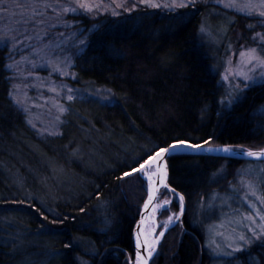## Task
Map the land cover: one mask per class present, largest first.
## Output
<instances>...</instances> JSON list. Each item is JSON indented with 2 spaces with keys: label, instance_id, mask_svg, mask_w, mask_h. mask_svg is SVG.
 Masks as SVG:
<instances>
[{
  "label": "trees",
  "instance_id": "16d2710c",
  "mask_svg": "<svg viewBox=\"0 0 264 264\" xmlns=\"http://www.w3.org/2000/svg\"><path fill=\"white\" fill-rule=\"evenodd\" d=\"M211 6L69 15L85 34L72 53L73 84L105 86L113 100L73 98L54 134L39 135L10 98L8 49L0 46V264H132V230L146 187L138 174L119 177L158 148L136 163L133 155L174 139L264 147V80L230 108L220 104L221 86L200 37ZM245 162L167 158V182L183 195V212L149 264H212L203 226L216 212L200 205L212 193H229ZM220 262L264 264V246L255 242Z\"/></svg>",
  "mask_w": 264,
  "mask_h": 264
},
{
  "label": "rangeland",
  "instance_id": "374dc122",
  "mask_svg": "<svg viewBox=\"0 0 264 264\" xmlns=\"http://www.w3.org/2000/svg\"><path fill=\"white\" fill-rule=\"evenodd\" d=\"M29 2L30 0H3V3H0V46H6L8 49L6 67L10 65L7 67L11 78L10 92L18 103L12 96L10 98L24 112L28 124L39 135L54 134L59 132L67 103L73 98L86 96L110 102L113 96L110 89L105 86L88 88L73 84L72 53L82 47L83 44L80 42L84 41L85 34L80 32L79 28L71 26L73 22L68 16L83 12L78 10L73 13H61L56 6L57 0H47L53 7L37 9L42 13L37 17L44 21L42 24H35L32 20L27 25L17 23L21 19L20 9L11 5ZM154 2L163 5L170 3L171 0ZM254 2L258 4V0ZM59 3L68 5L70 0H59ZM122 3L123 7L115 8L113 0H103V5L111 6L107 11L86 14H111L112 8L121 13L125 8H133V5H136L135 8L149 6L140 3V0H122ZM197 3L212 5L207 9L206 16L200 24V37L212 59L211 69L217 74L221 86L220 104L224 108H230L232 105H229L227 100L237 95L236 85L239 84L243 88L246 83L242 77L235 75L238 71L248 72V66L242 63L247 57L242 58L240 53L256 49V55L264 57V17H260L255 11L249 15L247 12L238 11L237 7L226 6L229 3L240 6L245 0H194V3L188 5ZM155 8L172 11L163 6ZM176 9L178 8L174 10ZM201 26L204 31H201ZM260 71H264V68ZM249 74L259 77V72ZM263 80L258 78L254 84ZM244 91L239 94L240 97ZM222 100L224 103H221ZM61 108L64 111H60ZM145 171L153 172L154 167ZM238 173L239 176L236 182L231 184L229 193H212L200 205V211L216 212L203 226L205 245L215 258L212 264H220L221 257H228L226 253L231 251L228 244L233 242V238L241 233L251 236L247 229L257 228L264 223L260 220V215H264V161H247L238 168ZM140 176L145 181L147 190L146 178L142 174ZM163 189L165 188L161 189L154 203L156 210L154 211V208L152 210L156 215V228L150 215L144 222L147 228L155 229L154 236L159 235L170 215L180 213L179 219L169 224L165 234L178 224L182 215L180 195L169 191L167 194ZM166 200L170 201L167 210H159L156 206ZM174 201L175 208L172 207ZM257 212L260 215H257ZM249 215L255 219V223L245 218Z\"/></svg>",
  "mask_w": 264,
  "mask_h": 264
},
{
  "label": "snow or ice",
  "instance_id": "6c2138e0",
  "mask_svg": "<svg viewBox=\"0 0 264 264\" xmlns=\"http://www.w3.org/2000/svg\"><path fill=\"white\" fill-rule=\"evenodd\" d=\"M0 3H3V0H0ZM113 3L115 4V8L123 7L122 0H113ZM140 3L147 4L151 7L163 6L165 8H169L170 10H174L175 8L187 7L189 3H194V0H171L170 3H165L163 5L155 3L154 0H140ZM11 6L13 8L20 9L19 15L21 19L17 21V23H23L27 25L30 20L34 21L35 24H42L44 21L42 19H37V17L41 16L42 13L38 12L37 9L53 7V4L48 3L47 0H30L29 3L12 4ZM56 6L60 9L61 13H73L78 10H81L83 13H95L98 11H107L109 7H111L110 5L109 6L103 5V0H70V3L68 5L59 3V0H57ZM226 6L227 7H237L238 11L247 12L249 15H251L255 11L258 13L260 17H264V0H258V4L255 3L254 0H245V3L240 6H237L235 3H229ZM135 7L136 5H133V8ZM115 8H112L111 14L113 16H118L120 13L117 12ZM124 10L131 11L132 9L125 8ZM4 11H5V14L7 15L8 13L6 9ZM201 31H204L203 26H201ZM38 38L39 37H37V39ZM80 43L83 44L84 41H81ZM256 52H257L256 49H248L246 52L242 51L240 53L242 58L247 57L246 59L242 60V63L248 66V72L238 71L235 73V75L242 77L246 83L244 84L243 88H241L239 84L236 85L237 95L232 96V98L227 100V103L229 105H232L235 102H237L240 99L239 94L242 93L244 89L249 87L250 84H254L258 78L264 79V71H260L261 68H264V57H260L256 55ZM7 67H10V65H8ZM256 72H259V77H257L256 75L249 74V73H256ZM61 75H63L62 72H61ZM227 78L228 77H225V79ZM9 95L12 96V99L14 101H16V97L13 96L11 92L9 93ZM68 99H72V97H68ZM16 102L18 103V101ZM221 103H224V100H222ZM60 111H64V109L61 108ZM211 139L212 138L209 137L208 140H204L203 144L208 145ZM152 147H157L158 150L155 151L152 155H149L147 159H144L143 162L138 165V167H132L130 171L123 172L121 177H119V179H123L124 177H130L133 174H138V175L142 174L143 176L148 177L149 190H148V199L145 200L144 202L145 208L149 207V204L152 201L153 196H154V189L151 187L152 174L145 171V169L149 168L152 164L157 163L158 161H160L166 156L171 158L172 156L177 155L178 153L176 150L179 148L191 147L194 149H200L202 145L201 144H189L188 140H175L174 139L172 143L167 144L164 147H159L158 145H151L145 148L143 153H139L131 157V163H136V161L140 159V156L142 154H146L148 151H151ZM207 150L214 151L215 149L208 148ZM223 151L232 152L233 148L229 145H224ZM237 151L240 155H243V156L264 159V148L253 151L252 149L245 150L243 147L238 146ZM164 176H165L164 166H160V183L161 184H164ZM171 191L174 192V189ZM179 200H180L181 212H182L183 202H184L183 195L179 196ZM169 203L170 201L166 200L163 202V204L156 206V207H158V209L161 211H165L167 210V205ZM155 210L156 208H154V211ZM81 211L83 212L84 209H81ZM257 215H260L259 212H257ZM179 216H180V213L170 215L168 219L164 222V227L160 230L159 235H156L151 241H149L148 239H145L144 244H143V251L145 255L141 254L140 249L142 245L139 240V237H137L136 264H149L150 260L154 257V254H157V245L160 243V241L164 237L165 231L167 230L169 224L173 223L174 220H178ZM245 218L248 219L251 223H255V219L252 216L249 215ZM142 220H143V217H142ZM260 220L264 221V215H260ZM152 231L154 232L155 229H152ZM247 231L251 233V236H247L246 234L241 233L237 237L233 238V242L228 244V247L231 248V251L227 252L226 255H228L229 257H233L234 253L242 252L244 249L248 248L250 245H253L257 241L261 242V245L264 246V223L258 225L257 228L249 227ZM233 244H235V246H233ZM64 247L69 248L70 246L66 244ZM217 248H219L218 245H217ZM81 264H88V262L86 260L81 259Z\"/></svg>",
  "mask_w": 264,
  "mask_h": 264
},
{
  "label": "water",
  "instance_id": "95a60500",
  "mask_svg": "<svg viewBox=\"0 0 264 264\" xmlns=\"http://www.w3.org/2000/svg\"><path fill=\"white\" fill-rule=\"evenodd\" d=\"M189 144H195V143L189 142ZM197 144H201L202 147L200 149H194V148H191V147H184V148H179L176 151H177V153H184V154H191V155L221 156V157L232 158V159H237V160H242V161H264V159H258V158H255V157H248V156L240 155L238 153V151H237V148H233L232 152H224L222 145H210V144L204 145L203 143H197ZM208 148H212V149H215V150L214 151H208L207 150ZM261 148H264V147H260V148H244V149L245 150L252 149L253 151H256V150H259ZM157 150H155V151H157ZM154 152H152L149 155H152ZM148 156H146L145 159H147ZM167 158L168 157L166 156L163 159H161L160 161H158L157 163L152 164L150 166V167H154V171L156 173L155 179L151 183V187L154 189V196H153L152 201L149 204V207L145 208L144 207V202H145V200L148 199V190H149V185H147L146 196H145V198H144V200H143V202L141 204L140 210L138 212V218H137V220H136V222L134 224L133 230H132V248H133V251H134V261L136 259V251H137V249H136V241H137V237H139V240H140L141 245H142V247L140 249L141 254L145 255V253L143 251L144 242L140 239V228L144 224V222L146 221V219H147V217L149 215L152 218V221H153V224H154V228H156V215L153 214V212H152V206L155 203L156 199L159 197L161 189L165 188L169 192H173V191H171V190H173V188L167 182V175H168ZM142 162L143 161H141L140 163H142ZM160 166H164V170H165L164 184L160 183ZM136 167H138V165ZM142 217H143V220H142ZM134 261H133V264H134Z\"/></svg>",
  "mask_w": 264,
  "mask_h": 264
},
{
  "label": "bare ground",
  "instance_id": "6f19581e",
  "mask_svg": "<svg viewBox=\"0 0 264 264\" xmlns=\"http://www.w3.org/2000/svg\"><path fill=\"white\" fill-rule=\"evenodd\" d=\"M148 172V171H147ZM150 174H152V180L151 183L153 182V180L155 179L156 173L155 171H150ZM147 180V183L149 185V179L147 176H144ZM155 207V204L152 206V210ZM154 233L152 231V229L147 228L144 224L141 226L140 228V239L144 242L145 239H148L149 241H151L154 238ZM135 264H136V259H135Z\"/></svg>",
  "mask_w": 264,
  "mask_h": 264
}]
</instances>
